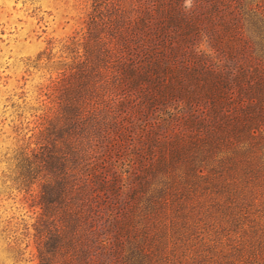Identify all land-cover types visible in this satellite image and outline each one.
I'll return each instance as SVG.
<instances>
[{"label": "trees", "instance_id": "1", "mask_svg": "<svg viewBox=\"0 0 264 264\" xmlns=\"http://www.w3.org/2000/svg\"><path fill=\"white\" fill-rule=\"evenodd\" d=\"M183 3L80 0L50 42L36 264H264V0Z\"/></svg>", "mask_w": 264, "mask_h": 264}, {"label": "rangeland", "instance_id": "2", "mask_svg": "<svg viewBox=\"0 0 264 264\" xmlns=\"http://www.w3.org/2000/svg\"><path fill=\"white\" fill-rule=\"evenodd\" d=\"M79 1L0 0V264L37 263L40 210L18 189L17 157L41 122V88L55 75L45 60L50 42L59 55V43L79 30Z\"/></svg>", "mask_w": 264, "mask_h": 264}, {"label": "clouds", "instance_id": "3", "mask_svg": "<svg viewBox=\"0 0 264 264\" xmlns=\"http://www.w3.org/2000/svg\"><path fill=\"white\" fill-rule=\"evenodd\" d=\"M194 0H184L183 7L185 10H190L193 7Z\"/></svg>", "mask_w": 264, "mask_h": 264}]
</instances>
